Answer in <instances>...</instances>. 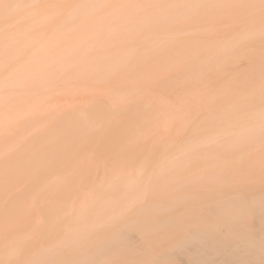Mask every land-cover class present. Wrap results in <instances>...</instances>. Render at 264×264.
<instances>
[{"label":"rangeland","instance_id":"rangeland-1","mask_svg":"<svg viewBox=\"0 0 264 264\" xmlns=\"http://www.w3.org/2000/svg\"><path fill=\"white\" fill-rule=\"evenodd\" d=\"M87 1H44L47 12L57 10L61 13L57 15L58 17L56 16L59 20L48 28L50 30L47 29V33L45 32L39 36V43L36 46L39 56L37 59H43L51 65L56 63L55 56L57 53L66 50L72 42V37L69 34L70 30L65 29L69 17H72L80 8L84 10ZM204 1L210 2V0ZM212 3L198 15L190 16L183 21L179 20L172 23V19H163L160 28L159 26L153 28L149 35V39H153L158 47L159 45L168 47L172 45L171 40H181L178 44L174 43L176 48H179L183 42L189 40L193 41V45H198L203 40V37H201L203 34L212 35L215 32L219 38L217 39V46L212 47L215 51L212 56L208 53L209 51L205 50H202L198 57L197 55L191 57L190 54L183 57L181 55L184 53H182L178 55L177 61L173 62L174 64L166 63L160 66L159 63L156 64V60L159 57L169 59L171 50L160 49L149 53L147 51L148 46H146L147 35L146 38L138 35L134 37L120 35L122 40L126 39L124 42L126 49L133 47L135 50L136 55L132 60L131 57H127V68L132 70L127 71L126 68L123 73H119V76H108L105 72L96 70L94 75L87 74L85 77L82 75L83 78L81 76L76 77L71 79L72 81L70 80L69 84H58L55 86L56 88L47 90V92L52 91L51 93H53L48 97H45V94H39L35 85L31 84L29 79L27 80L26 74L28 72L35 75L39 85L45 80V77L41 75L37 61L27 58V62H25L26 70L18 66L15 60L6 64V70L13 68L9 72H16V74L12 76L13 74L9 72L8 74L5 72L0 73L1 96L7 99L16 91L24 90L33 103V107L21 105L17 101L11 106L6 103L3 105L4 112L7 111L9 115L12 114L9 119L14 121L18 118L22 126L17 128L15 127L17 123H15L9 132L4 133L6 135L2 134L0 136V264L18 263L20 259L18 253L21 252L25 254L23 264H29L44 244H51V231L46 230L45 227L51 224L55 216L66 219L68 222L79 219L80 216L87 217L89 220L92 219L91 208H86L85 205L91 192L98 187L103 191L105 187L101 186L100 183L104 180H114L116 178L114 177L115 174L119 173L118 176H121L120 170L135 172L141 166L142 161L153 160L152 163L156 164L154 169L156 173L171 177L172 174L169 171L171 168L167 169L168 165L180 158L187 142L195 144L200 142L207 134H221L232 130L233 127H241L244 124L251 128L260 123L264 129V119L259 120L256 118L239 119L234 121L232 126L224 129L218 128L215 123H208L206 118V109H212L211 106L204 107L205 101L203 99L200 104L197 102L200 101L197 98L204 96L206 93H216L214 106H218L225 112L230 103L238 102L250 89L258 85V82H256L257 67L260 61L263 60L264 62V42L247 43L245 41L248 37L253 38L264 30V3L252 2V0H227L226 3L232 5L231 9L219 8V4ZM32 9L36 10V8ZM147 9L157 13V7L153 5L148 4ZM16 13L19 14V11ZM61 14L63 15L61 16ZM131 15L134 22L140 20L141 14L138 10L131 8ZM20 18H23V16ZM145 23L150 25L149 21L145 20ZM0 25L2 26V24ZM15 25L7 26L9 28L6 27L5 29L10 30L13 27L15 32L17 31L15 28L18 27ZM235 40H239V43L243 42L245 44L243 46L246 48L237 49ZM231 42H233L231 44L233 51H237L240 57L234 60L231 59L233 61L226 66L218 67L215 63V65L213 63L206 65L205 59L210 60L212 58L214 60L217 56L215 60H218L219 57H222L220 55L230 57L233 52L224 49V47ZM172 46L174 47V45ZM200 64L204 66L203 78L198 83L196 78L192 83L183 82L181 74L194 73L193 68ZM14 70L16 71L14 72ZM147 70L151 73L150 76L153 79L145 77L142 78L144 80L140 79L142 80L141 83L129 75V72L142 74ZM98 78H100V81L97 80ZM261 79L264 83L263 75ZM7 80L8 83H4ZM124 87L129 89L130 97L127 96L129 103L149 105V103L158 102V109L160 106L162 111H166L161 119V124L158 125V121L156 127L152 128L150 126L141 135L134 137L135 133L132 129L134 126L129 124L126 116L128 114L126 112L133 111L134 105H131L133 108H122V112L121 108L114 107V104H112L114 103L113 97H110ZM132 87L137 90V94H131ZM56 90L57 92H55ZM185 98H189L193 102L189 106V111L180 119H169V110L171 109L184 112L182 109L187 108L184 102ZM88 104L90 109L105 110L108 114L105 123L95 124V133L93 130L85 132L79 126L82 124V120L78 112L88 109ZM254 104L258 109L262 106V103L258 100H255ZM85 105H87L86 108ZM38 107H40L39 113L34 112L35 108L37 111ZM75 110L76 112H74ZM119 110L121 112H118ZM70 111L74 112V116ZM66 112L68 115L65 114ZM48 114L55 117L53 125L43 124ZM224 114V116H228L227 111ZM16 115L18 116L16 117ZM56 128L70 145L63 151H59L57 142L47 143L48 135ZM134 144L139 145V152L136 149L137 147L133 148L135 147ZM142 152L144 153L143 157ZM44 153L46 158L42 157ZM238 153L240 152H232V162L238 160ZM241 154L243 160L235 165L237 166L236 176L238 179L235 180L233 186L231 185L232 187L216 176L219 171H216L212 165L205 167L200 165L202 168H198L197 174L199 177L196 180L188 184L175 183L177 186L175 190L177 193L181 192V199L167 192L160 196L166 198L164 203L157 202V205V203L150 202L148 205L158 207L161 211H175V217H181L188 210V207L183 204L189 203L194 198L203 200L201 207L210 208V206L220 202L221 192L241 187L247 183L243 181L245 176L249 178L254 176V164L257 160L264 159V148L259 149L256 145H252L247 147ZM137 155L138 158H134ZM139 156L141 157L139 158ZM38 157H41V160H38ZM137 162L138 164H136ZM112 171L117 172L112 174ZM57 172L63 175V179L60 180L61 185L52 182V176ZM259 172L262 180L258 185L264 186V168H261ZM185 173L187 172H183V174ZM202 174H206V177H202ZM75 181L78 183H75ZM156 183L155 181L152 187ZM71 187L73 188L70 189ZM259 191H264V187ZM93 195L91 194V196ZM156 196L151 195V192H145L137 204L143 205ZM194 207L191 206L190 208ZM124 211L130 220L138 219L142 214L149 217L156 214L151 209L139 208L138 206L126 208ZM123 229L124 227L121 225L115 226L113 229L95 226L90 230V233L99 238V243ZM27 234H30L29 237L34 235L37 240L27 239ZM10 241L13 242V246H8ZM83 244L82 249H86V244ZM7 248L13 250L12 254L10 252L6 253Z\"/></svg>","mask_w":264,"mask_h":264},{"label":"bare ground","instance_id":"bare-ground-1","mask_svg":"<svg viewBox=\"0 0 264 264\" xmlns=\"http://www.w3.org/2000/svg\"><path fill=\"white\" fill-rule=\"evenodd\" d=\"M44 1L0 0V24H2V26L0 25V73L5 72L8 74L9 70L13 69L6 70L5 66L9 61H17V65L25 70L27 69L25 67L27 58L37 61L41 75L45 77V80L39 85L35 75L29 72V75L26 74L27 80L29 79L30 83L35 85L39 94H45V97L53 94L51 93L52 91L47 92V90L56 88V85L69 84L72 81L71 79L80 76L83 78L82 75L84 77L87 74L94 75L96 70L103 71L108 76H119V73H123L128 67L127 57H131L132 60L136 53L133 47L126 49V46H124L126 39L122 40V35L129 37L138 35L144 38L147 35L146 46H148L147 51L149 53L160 49L171 50L169 59L166 60V58L159 57L156 60V64L159 63L160 66L177 61L178 55L182 53H184L181 55L183 57L188 56V54L191 57L196 55L198 57L200 52L205 50L209 51L208 53L212 56L215 54L212 47L217 46V39L219 38L215 32L212 35L203 34L201 36L203 40L198 45H193V41L189 40L183 42L179 48H176L174 43L178 44L181 40H171V44L174 47L172 45L168 47L159 45L158 47V44L153 39H149L150 32L155 27L159 26L160 28V25L163 24L162 20L165 18L172 19V23H176L179 20L183 21L190 16L198 15L204 8L213 4L212 2L216 3V5L219 4V8H232L230 3H226L227 0H210V2L204 0H88L85 3L84 10L80 8L72 17H69L70 19L65 29L70 30L69 34L72 37V42L66 50L57 53L55 56L56 63L51 65L43 59H37L39 56L36 46L39 43V36L45 32L47 33L50 30L48 28L59 20L57 15L61 11L51 10L47 12ZM254 1L264 3V0H252V2ZM148 4L157 7V13L147 9ZM32 8H36L37 11ZM131 8L140 12L142 19L140 17L138 22H134ZM18 11L19 14L16 13ZM21 16L23 18H20ZM76 17L79 19L78 21H76L77 19L75 20ZM145 20L149 21L150 25L149 23L146 24ZM251 23L253 24V22ZM15 24L18 26L15 28L17 31L14 32L13 27L11 28L12 30L5 29L7 26ZM138 32L140 33L138 34ZM235 41L237 42V49L245 47L243 42ZM245 41L247 43L264 42V30L253 38L248 37ZM158 43L160 44V42ZM232 43H228L224 47V49H229L233 52L230 57L220 55L222 57H219L218 60H215L217 56L214 60L212 58L210 60L205 59L206 65L213 63V65L216 64L218 67L226 66L235 58L240 57L237 51H233ZM193 69L194 73L192 74H181L183 82L192 83L196 78L198 83L203 78V64ZM130 70L132 69L127 68V71ZM9 73H12V76L16 74V72ZM129 75L139 83L145 77L153 79L148 70L142 74L129 72ZM262 75L264 76L263 60L259 62L257 67L256 82H258V85L250 89L238 102L229 104V107L225 110L228 116H224L225 112H223V109L214 106L216 93H206L204 96L198 97L197 99L200 101L197 102L199 104L203 99L205 101L204 107L209 105L212 108L206 109L208 123H215L218 128L224 129L232 126L234 121L239 119H264V83L261 81ZM97 80L100 81V78ZM4 83H8V80ZM12 86L14 85L12 84ZM83 87L85 88V86ZM133 88L131 94H137V90ZM127 96H129V89L124 87L110 97H113L114 103L112 104H114V107L117 109L121 108L122 111L124 108L127 109L134 105L128 102ZM255 100L262 103L259 109L254 104ZM16 101L21 105L33 107V103L29 100L24 90L16 91L7 99H4L0 94V136L9 132L15 123H17L15 124L17 128L22 126L18 118L11 121L9 116L12 114L9 115L7 111L6 114L3 109L5 103L11 106ZM184 102L187 107L182 109L184 112L171 109L169 110V119H180L189 111V106L193 102L189 98H185ZM149 105L143 103L135 104L133 111L126 112V114L128 113L126 115L127 121L134 126L132 128L134 129L133 133H135L134 137L141 135L150 126L152 128L156 127L155 125L158 121V125L162 122L161 119L166 111H162L160 106L158 109V102H152ZM86 106L84 107L86 108ZM89 107L90 105L88 109L83 111L78 110L82 120V124L79 126L85 132L89 130L94 132L95 124L105 123L108 114L105 110L90 109ZM39 109L40 107L36 111L35 108L34 112L39 113ZM121 111L119 110L118 112ZM74 112H71L73 116ZM54 120L55 117L48 114L43 124L53 125ZM23 140L25 141V139ZM54 142L58 143L59 151H63L70 146L63 139L62 133L58 128L53 130L47 137V143ZM252 145H256L259 149L264 148V129L260 123L256 127L249 128L244 124L241 127H233L232 130L221 134H207L200 142L195 144L187 142L180 158L168 165L167 169L171 168V170L169 169L172 174L171 177L156 173L154 170L156 164L152 163L153 160L147 161L144 159V162H141V166L135 172H125L123 169L120 170L121 176H118L119 173L115 174L117 171H112L116 178L111 181H102L100 185H103L105 189L102 191L99 187L96 188L95 191L91 192L94 195L91 196L90 194V198L85 204L86 208H91L92 219L89 220L87 217L80 216L79 219L68 222L66 219L55 216L51 224L45 227L46 230L49 229L51 231V244H44L35 257L30 260L29 264H264V191H259L264 186L258 185L262 180L259 170L264 168V159L255 162L253 167L255 168L253 170L255 174L252 178L246 176L243 178V181L247 182L245 185L221 192L220 202L210 206V208L201 207L203 200L194 198L189 203L183 204L188 207V210L181 217H175V211H161L158 207L148 205L150 202L164 203L166 198L160 196L167 192L181 199V192H176L177 186L175 183L188 184L196 180L199 177L197 170L202 168L200 165L204 167L212 165L216 171H219L216 176L225 184L227 183L228 186H233L235 180L238 179L236 176V172H238L237 166L235 165L243 160L241 153ZM138 146L136 144L133 148L137 147L136 149L138 150ZM17 147L19 148V146ZM234 151L240 152L237 154L239 158L236 162L231 161V154ZM141 154L143 157L144 153L142 152ZM45 156L46 154L44 153L42 157L46 158ZM134 158H138V155ZM38 160H41V157H38ZM185 171L187 172L185 173L186 175L183 174ZM202 177H206V174H202ZM62 179L63 175L59 172L52 176V182L55 184L61 185L62 182L60 180ZM155 181L157 183L152 187ZM75 183L78 182L75 181ZM145 192H151V195L157 196L152 197L151 201L143 205L137 204ZM137 206L139 208H148V210L151 209L156 214L151 217L142 214L138 219L130 220L124 210ZM191 206L195 207L190 208ZM43 224L45 225V223ZM118 225L123 226L124 229L120 232H115L111 237L99 243V238L90 233V230L95 226L113 229ZM29 236L30 234H27L26 238L37 240L34 235ZM83 243L86 244V249H82ZM8 246H13V242L10 241ZM8 249L6 253L10 252L12 254L13 250ZM18 255L20 259L16 264H23L25 262V254L21 252Z\"/></svg>","mask_w":264,"mask_h":264}]
</instances>
